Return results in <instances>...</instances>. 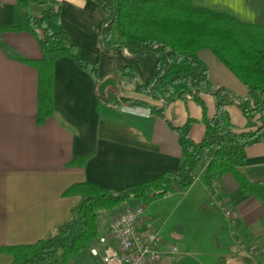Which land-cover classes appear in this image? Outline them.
<instances>
[{"label":"crops","instance_id":"1","mask_svg":"<svg viewBox=\"0 0 264 264\" xmlns=\"http://www.w3.org/2000/svg\"><path fill=\"white\" fill-rule=\"evenodd\" d=\"M22 1L0 0V29L21 25L25 14L38 17L47 8L25 6ZM54 1L60 6L69 39L84 59L97 64L98 79L74 60L59 59L54 67L55 114L38 124L39 74L29 62L43 57L39 43L42 33L8 31L1 35L0 248L35 244L68 222L79 198L65 197L64 193L74 184L89 183L122 192L167 172H178L182 149L173 128H183L192 121L191 140L201 143L206 135L204 112L194 95L166 103L142 91L157 75L155 54L134 56L125 49H104L100 44L104 13L94 0ZM193 4L245 24L264 23V0H193ZM200 58L216 88H227L237 99L248 98V89L210 51H202ZM126 66L137 72L136 80L119 75ZM199 97L207 116L213 118L214 96L201 93ZM152 106L163 114H153ZM228 110L239 131L257 127L246 120L237 102ZM246 154L242 172L264 196V143L250 146ZM81 158H87L83 167H68ZM210 159L198 168L193 185L184 194L194 199L196 210L202 214L197 245H180L164 237L163 226L155 230L156 224L143 204L148 223L165 240L166 254L160 264H256L261 260L260 256L251 259L250 253L264 248V205L245 194L232 175L217 179L209 187L204 174ZM217 200L233 213L232 220L215 206ZM123 209L100 215L104 213L110 223ZM107 233H99V237ZM174 246L179 253L172 260L169 253ZM103 249L96 241L67 264H104ZM12 262L10 253L0 251V264Z\"/></svg>","mask_w":264,"mask_h":264},{"label":"trees","instance_id":"2","mask_svg":"<svg viewBox=\"0 0 264 264\" xmlns=\"http://www.w3.org/2000/svg\"><path fill=\"white\" fill-rule=\"evenodd\" d=\"M104 13L100 44L106 50L125 49L134 56L155 54L157 75L142 91L153 100L171 103L194 95L204 112L206 135L201 143L190 138L189 121L175 129L182 149L179 171L134 185L122 192H112L89 183L74 184L64 196H75L79 202L71 211L68 222L59 226L48 238L32 245L0 248L13 257L12 264H67L99 238L98 217L101 212L165 197L178 190H188L194 183L198 168L211 158L204 178L209 187L217 179L232 175L240 189L264 205V196L242 172L247 149L264 143V23L245 24L233 17L216 14L194 6L193 0H94ZM22 4L43 5L46 10L38 17L24 15L21 25L1 28L4 32L42 33L39 43L41 60L29 65L39 74L37 123L43 124L55 114L54 67L62 58L77 65L98 79L97 64L84 59L69 39L61 22V9L54 0H24ZM210 51L247 89V99H237L227 88H216L210 80L208 66L201 60L202 51ZM119 75L137 79L132 67H123ZM212 94L215 115L209 118L199 95ZM136 106L140 101L126 100ZM238 103L241 113L253 130L239 131L233 124L228 108ZM155 115L163 110L152 106ZM87 158L69 163L83 167Z\"/></svg>","mask_w":264,"mask_h":264},{"label":"built area","instance_id":"3","mask_svg":"<svg viewBox=\"0 0 264 264\" xmlns=\"http://www.w3.org/2000/svg\"><path fill=\"white\" fill-rule=\"evenodd\" d=\"M215 206L232 220L233 213L227 210L220 201ZM145 207L141 203L127 205L123 211L113 217L109 223L108 233L98 238V244L103 246L104 264H160L166 254L163 250L164 237L152 229L145 218ZM244 248V246H241ZM179 253L174 246L169 253L175 260ZM264 257V248L251 251L250 258ZM264 264V261L256 262Z\"/></svg>","mask_w":264,"mask_h":264},{"label":"rangeland","instance_id":"4","mask_svg":"<svg viewBox=\"0 0 264 264\" xmlns=\"http://www.w3.org/2000/svg\"><path fill=\"white\" fill-rule=\"evenodd\" d=\"M29 12L31 13L32 9ZM186 191L178 190L170 194L172 198L170 197L169 200L166 199L167 196L150 198L143 204L147 206L148 215L153 218V222L156 224L155 230H159L163 226L161 233L164 237L170 238L173 243H180V245L183 242L189 245H197L202 232V230L199 231L201 226L198 223L202 219V214L196 210L193 198H185ZM105 216L104 213L100 215L101 225L98 230L99 233L103 234L107 233L109 227V222ZM199 245L201 246L200 243ZM260 261H264V257H261Z\"/></svg>","mask_w":264,"mask_h":264}]
</instances>
